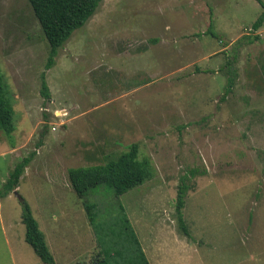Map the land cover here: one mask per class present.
<instances>
[{
  "label": "rangeland",
  "instance_id": "1",
  "mask_svg": "<svg viewBox=\"0 0 264 264\" xmlns=\"http://www.w3.org/2000/svg\"><path fill=\"white\" fill-rule=\"evenodd\" d=\"M261 11L258 0H102L45 69L48 44L27 0H0L14 124L0 132V188L29 158L18 192L0 198V264H44L24 241L21 198L54 264H137L140 248L149 264H264V24L250 28ZM133 142L153 177L78 198L67 169ZM190 168L185 235L174 207Z\"/></svg>",
  "mask_w": 264,
  "mask_h": 264
},
{
  "label": "trees",
  "instance_id": "2",
  "mask_svg": "<svg viewBox=\"0 0 264 264\" xmlns=\"http://www.w3.org/2000/svg\"><path fill=\"white\" fill-rule=\"evenodd\" d=\"M102 0H27L32 14L37 20L41 32L48 44V55L45 69H49L53 64L58 49L70 38L72 32L80 28L95 13L96 8ZM262 7L260 15L251 24V30L256 31L264 24V3L259 1ZM213 34V33H212ZM246 38V37H245ZM258 39L257 36L247 37V42L251 43ZM227 63H232L227 60ZM261 74L264 78V61L260 65ZM228 80L222 99L231 92L233 77ZM41 74L40 94L44 99H49L47 84ZM6 97L4 83L0 73V132L6 136L14 130L13 110ZM138 145L133 142L127 149L117 155L107 157L103 163L89 166H77L67 169V179L70 187L78 198L86 195L87 191L99 185H106L111 188L115 195H120L127 190L140 185L154 175V170L150 165V160L146 157L138 158ZM29 162L28 157H24L15 164L8 173L6 180L0 188V198H4L12 192H18L16 188L25 167ZM197 170L188 169L179 179L175 196L174 214L179 229L187 235L182 218V209L185 205L187 191L192 188L188 182L194 177ZM22 211L20 220L24 226V241L32 248L37 258L44 264H54L52 255L46 246L43 234L38 228L28 204L21 198ZM91 204H85V210L89 221L91 218ZM139 245V244H138ZM139 258L137 264H149L142 249L138 250ZM90 264H108L103 258H95ZM136 264V263H135Z\"/></svg>",
  "mask_w": 264,
  "mask_h": 264
},
{
  "label": "crops",
  "instance_id": "3",
  "mask_svg": "<svg viewBox=\"0 0 264 264\" xmlns=\"http://www.w3.org/2000/svg\"><path fill=\"white\" fill-rule=\"evenodd\" d=\"M262 30H264V26L262 27ZM262 90H263V88H262ZM264 92V91H263ZM263 92H262V94H263ZM20 178H23V176H21ZM16 190L18 191V187L16 188ZM14 193V192H13ZM15 194V193H14ZM11 194H9L8 196H6V197H8L9 198V196H10ZM145 254V253H144Z\"/></svg>",
  "mask_w": 264,
  "mask_h": 264
},
{
  "label": "water",
  "instance_id": "4",
  "mask_svg": "<svg viewBox=\"0 0 264 264\" xmlns=\"http://www.w3.org/2000/svg\"><path fill=\"white\" fill-rule=\"evenodd\" d=\"M16 194V192H14Z\"/></svg>",
  "mask_w": 264,
  "mask_h": 264
}]
</instances>
